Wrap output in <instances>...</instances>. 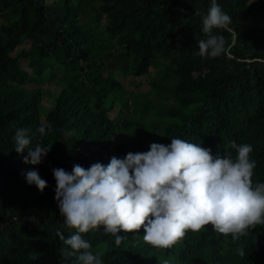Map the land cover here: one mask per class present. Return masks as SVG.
I'll return each mask as SVG.
<instances>
[{
    "label": "trees",
    "instance_id": "1",
    "mask_svg": "<svg viewBox=\"0 0 264 264\" xmlns=\"http://www.w3.org/2000/svg\"><path fill=\"white\" fill-rule=\"evenodd\" d=\"M211 3L0 0V264H63L57 230L67 238L75 229L61 227L53 168L107 165L180 138L233 160V142L250 144L253 184L264 183V0H216L231 17L212 30L225 51L201 58ZM55 77L47 106L34 83ZM119 77H143L152 93L135 100ZM42 124L51 125L43 137ZM20 128L30 148L51 146L42 163H24L28 149L15 151ZM29 170L47 181L43 192L26 182ZM119 234V245L102 226L82 236L102 264H264V224L236 241L209 224L170 248L144 242L143 228Z\"/></svg>",
    "mask_w": 264,
    "mask_h": 264
},
{
    "label": "clouds",
    "instance_id": "2",
    "mask_svg": "<svg viewBox=\"0 0 264 264\" xmlns=\"http://www.w3.org/2000/svg\"><path fill=\"white\" fill-rule=\"evenodd\" d=\"M231 17L212 0L202 16V31L206 39L198 41L201 58H216L225 51L222 35L212 34L214 28H225ZM51 125H40L36 132L47 135ZM27 130L20 128L14 136V148L19 154L28 149L24 163L38 165L51 146L38 143L30 148ZM231 157L213 155L200 144L172 138L167 145L151 143L145 152H128L123 158L112 156L107 165L93 163L85 169L79 164L71 172L51 169L55 180L54 200L63 217V225L75 229L65 238L57 235L65 247L61 250L63 264H102V253L90 251L91 244L82 234L103 227L119 245L124 239L119 233L138 232L143 228V240L156 248H170L188 230L200 231L211 225L233 241L247 234L256 225L264 224V183L253 184L256 161L250 159L253 147L236 144ZM29 185L41 192L47 187L38 170L25 174ZM237 254L245 255L244 247ZM163 264H167L164 261Z\"/></svg>",
    "mask_w": 264,
    "mask_h": 264
},
{
    "label": "rangeland",
    "instance_id": "3",
    "mask_svg": "<svg viewBox=\"0 0 264 264\" xmlns=\"http://www.w3.org/2000/svg\"><path fill=\"white\" fill-rule=\"evenodd\" d=\"M150 74L153 73V69H150L149 71ZM56 79V77L54 79L51 80H43V79H36V82L34 84H36L37 86L40 87L41 91H42V95H41V101L42 103H44L45 105L48 106L49 102H50V95H52V93L55 92L54 89V85H53V81ZM119 79L121 80L124 88L126 90H129V92L131 93H137L139 96H137L135 98L134 95V99L135 100H141L143 99V96L140 95H149L151 94V90L149 88V86L146 84V82H144V78L143 77H136V78H131V77H119ZM139 81L140 84L136 85L134 84V82ZM133 82V83H132ZM139 97V98H138ZM136 105V104H135ZM115 112V108L113 112L109 113V116H112Z\"/></svg>",
    "mask_w": 264,
    "mask_h": 264
}]
</instances>
